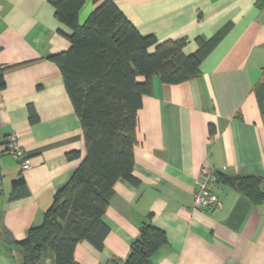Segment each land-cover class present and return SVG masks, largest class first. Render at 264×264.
Segmentation results:
<instances>
[{
  "label": "crops",
  "instance_id": "0c3cea01",
  "mask_svg": "<svg viewBox=\"0 0 264 264\" xmlns=\"http://www.w3.org/2000/svg\"><path fill=\"white\" fill-rule=\"evenodd\" d=\"M143 36L159 43L185 40L197 53L218 39L198 78L177 85L153 78L138 112L133 185L124 179L104 216L110 232L103 250L87 241L75 248L80 264L124 261L144 222L162 229L167 244L154 264H264V204L217 183L223 206L199 210L193 195L202 167L226 176H264V0H113ZM84 24L99 3L84 0ZM0 264H22L23 241L44 222L57 191L86 156L80 120L58 65L72 30L49 0H0ZM144 81L143 77L138 79ZM38 116L31 121V115ZM17 134L32 168L22 170L3 142ZM79 152L78 158L69 153ZM23 179L24 186L13 183ZM37 264H55L44 248Z\"/></svg>",
  "mask_w": 264,
  "mask_h": 264
},
{
  "label": "trees",
  "instance_id": "16d2710c",
  "mask_svg": "<svg viewBox=\"0 0 264 264\" xmlns=\"http://www.w3.org/2000/svg\"><path fill=\"white\" fill-rule=\"evenodd\" d=\"M93 1L99 5L80 24L84 0H49L57 20L72 30L67 36L70 50L49 59L58 65L80 120L86 156L57 191L43 224L32 226L23 241L7 239L20 250L22 264H37L44 248L54 252L55 264H80L75 248L83 241L103 250L110 232L104 216L115 184L120 179L139 184L133 174L138 112L143 97L152 93L153 78L159 76L171 85L198 78L202 62L218 40L188 56L185 40L159 43L154 35H141L113 0ZM11 68L0 67V89L5 88L4 73ZM258 94L264 117V85ZM37 119L33 113L31 121ZM79 155L72 152L69 158ZM217 176V183L233 187L255 205L264 204V176L219 172ZM13 185L23 187L24 181L18 179ZM167 242L162 229L144 222L128 257L110 264H154L152 257Z\"/></svg>",
  "mask_w": 264,
  "mask_h": 264
},
{
  "label": "built area",
  "instance_id": "2783aa9c",
  "mask_svg": "<svg viewBox=\"0 0 264 264\" xmlns=\"http://www.w3.org/2000/svg\"><path fill=\"white\" fill-rule=\"evenodd\" d=\"M1 9V3H0ZM6 153L9 154L22 170L32 168L31 159L23 151L17 134H11L6 138ZM217 171L209 167H202L196 183V190L193 195L194 206L199 210H215L223 206L222 198L216 193Z\"/></svg>",
  "mask_w": 264,
  "mask_h": 264
}]
</instances>
